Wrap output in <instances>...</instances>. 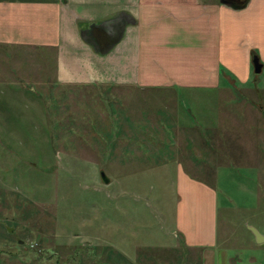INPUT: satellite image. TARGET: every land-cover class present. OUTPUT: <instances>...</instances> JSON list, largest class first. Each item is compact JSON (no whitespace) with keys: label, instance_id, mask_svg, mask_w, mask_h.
<instances>
[{"label":"rangeland","instance_id":"1","mask_svg":"<svg viewBox=\"0 0 264 264\" xmlns=\"http://www.w3.org/2000/svg\"><path fill=\"white\" fill-rule=\"evenodd\" d=\"M246 85L226 108L264 102V70ZM38 94L43 121L25 103L0 120V264H201L174 235L177 162L215 189L219 242L234 263L264 264V242L247 228L264 237V135L228 136L230 157H218L223 143L177 128L178 101L197 121L190 93L95 85Z\"/></svg>","mask_w":264,"mask_h":264},{"label":"crops","instance_id":"2","mask_svg":"<svg viewBox=\"0 0 264 264\" xmlns=\"http://www.w3.org/2000/svg\"><path fill=\"white\" fill-rule=\"evenodd\" d=\"M120 13L134 24L108 54L98 55L81 30ZM255 57L262 72L264 0L242 7L222 0H0V120L5 124L8 110L18 112L15 107L25 103L29 112L36 109L30 117L43 121L38 93L51 96L54 88L161 90L177 100L184 91L197 102V121H189L178 101L177 128L220 141L224 153L217 156L229 158L228 136L264 135V102L231 110L224 103L236 89L251 92L246 84L252 70L256 74ZM22 94H32L31 100L22 102ZM177 169L175 237L188 251L200 252L201 264H235L219 242L215 189L180 162Z\"/></svg>","mask_w":264,"mask_h":264},{"label":"water","instance_id":"3","mask_svg":"<svg viewBox=\"0 0 264 264\" xmlns=\"http://www.w3.org/2000/svg\"><path fill=\"white\" fill-rule=\"evenodd\" d=\"M222 2H231L228 0H222ZM134 21L129 18L125 13H120L114 17L90 25L87 30H81V37L84 42L90 45L98 55H106L111 49L122 39L124 30L127 26L133 25ZM253 65L255 73L261 72L262 65L259 63V59L255 57L253 59ZM103 183H107L105 175H101ZM248 230L255 237L256 243L261 244L264 242V237L253 227H247Z\"/></svg>","mask_w":264,"mask_h":264},{"label":"trees","instance_id":"4","mask_svg":"<svg viewBox=\"0 0 264 264\" xmlns=\"http://www.w3.org/2000/svg\"><path fill=\"white\" fill-rule=\"evenodd\" d=\"M228 1H231V3H235L239 7H242L246 4L248 0H228Z\"/></svg>","mask_w":264,"mask_h":264}]
</instances>
